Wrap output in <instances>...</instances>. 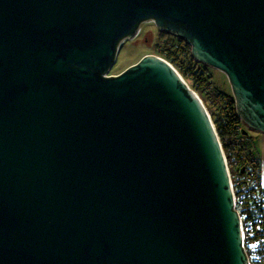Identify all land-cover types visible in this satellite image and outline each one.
Wrapping results in <instances>:
<instances>
[{"label":"water","instance_id":"95a60500","mask_svg":"<svg viewBox=\"0 0 264 264\" xmlns=\"http://www.w3.org/2000/svg\"><path fill=\"white\" fill-rule=\"evenodd\" d=\"M224 72L264 134V0H0V264H251L200 95L141 23Z\"/></svg>","mask_w":264,"mask_h":264},{"label":"trees","instance_id":"16d2710c","mask_svg":"<svg viewBox=\"0 0 264 264\" xmlns=\"http://www.w3.org/2000/svg\"><path fill=\"white\" fill-rule=\"evenodd\" d=\"M165 34L167 38L156 44V53L179 69L211 114L228 157L236 208L242 217L249 259L251 264H264V186L261 156L255 137L243 132L245 126L237 115L232 93L215 88L210 66L193 57L190 44L183 38L165 31L162 37ZM239 127H243V130L238 131ZM242 135L248 139L238 142Z\"/></svg>","mask_w":264,"mask_h":264},{"label":"rangeland","instance_id":"374dc122","mask_svg":"<svg viewBox=\"0 0 264 264\" xmlns=\"http://www.w3.org/2000/svg\"><path fill=\"white\" fill-rule=\"evenodd\" d=\"M163 32L164 31L159 30L154 22L141 23L139 34L133 39L127 38L120 46L116 62L110 69L109 75L117 74L125 70L148 53H156V44L158 42H163L167 38L166 34L162 37ZM210 72L216 89L232 93L230 82L224 72L213 67H210ZM248 131L251 136L255 137L258 148L264 149V134L254 129H248Z\"/></svg>","mask_w":264,"mask_h":264},{"label":"built area","instance_id":"2783aa9c","mask_svg":"<svg viewBox=\"0 0 264 264\" xmlns=\"http://www.w3.org/2000/svg\"><path fill=\"white\" fill-rule=\"evenodd\" d=\"M243 130V127H239L238 128V131H242ZM243 137H240L239 136V139H238V142H245L248 138L246 135H242ZM220 138V137H219ZM220 141H221V144H222V147H223V151H224V155H225V158H226V162H227V166H228V169H229V174H230V179H231V183H232V186H233V179H232V175H231V171H230V167H229V162H228V157H227V154L225 152V149H224V146H223V142L220 138ZM253 143L251 144V148L253 149ZM256 183H259V181H257ZM233 190H234V186H233ZM235 193V191H234ZM235 201H236V195H235ZM241 216V215H240ZM241 220H242V217H241ZM242 227H243V239H244V247H245V232H244V226H243V221H242ZM245 250H246V247H245ZM247 252V250H246ZM248 255V253H247ZM249 257V255H248ZM250 260V259H249ZM251 262V261H250Z\"/></svg>","mask_w":264,"mask_h":264},{"label":"crops","instance_id":"0c3cea01","mask_svg":"<svg viewBox=\"0 0 264 264\" xmlns=\"http://www.w3.org/2000/svg\"><path fill=\"white\" fill-rule=\"evenodd\" d=\"M263 142H264V139H263ZM259 150V154L261 156V165H262V185L264 186V149H260L258 148Z\"/></svg>","mask_w":264,"mask_h":264}]
</instances>
